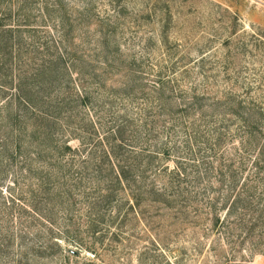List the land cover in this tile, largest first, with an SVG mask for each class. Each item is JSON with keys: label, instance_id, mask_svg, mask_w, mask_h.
<instances>
[{"label": "rangeland", "instance_id": "374dc122", "mask_svg": "<svg viewBox=\"0 0 264 264\" xmlns=\"http://www.w3.org/2000/svg\"><path fill=\"white\" fill-rule=\"evenodd\" d=\"M111 132L166 204L121 225L81 174ZM0 264H264V0H0Z\"/></svg>", "mask_w": 264, "mask_h": 264}, {"label": "trees", "instance_id": "16d2710c", "mask_svg": "<svg viewBox=\"0 0 264 264\" xmlns=\"http://www.w3.org/2000/svg\"><path fill=\"white\" fill-rule=\"evenodd\" d=\"M18 86L20 87V85ZM25 93L22 92L19 94V96H21V98L23 97V99H25V102L29 104L30 100ZM120 133L121 132H111L109 134V137L108 136L105 137V141H106L105 146L102 149L100 155L95 153V151L90 152V155L88 156V160L90 162L92 161L93 165L92 167H88L87 165L82 166L81 174L85 171L84 172L85 175H83L82 177L86 178L87 175V178L94 180V184H96L98 188L103 187L102 189L105 190L104 193L113 190V192L117 194L121 189L123 191H126L124 193H127L129 191L130 195L133 197V203L129 204L128 210H124L123 208L119 209V207L117 208L116 217L119 219L121 225L124 223V219L127 218L128 215L130 214L129 211L133 212L135 207L140 206L141 202L143 201L142 199H137L136 198L137 196L134 193H132L133 191L138 192L137 194L140 196L143 195L150 196V199H147L148 202L153 201V203H159L158 204L159 206L165 203L160 202L159 200H157V198L155 199L154 197H152V195H157L160 192L159 189H156L154 183L151 184L140 183L138 185L135 183V181H137L136 178L132 180L133 173H131V171L134 169L132 166L133 163L131 161L130 163L129 162L125 163L126 161L124 156L125 150H123V144L121 142ZM74 149L71 148V146H69L67 143L62 148H58L59 152L56 153V158L58 159L62 158L61 162L59 163L61 164V166L65 168V170H61L60 165L57 166V169L59 168V170H57L58 175H56L57 177L56 179H54V182H52L51 180V176L55 171V168L52 166L48 169V171H44L43 175L41 174L40 177H36L39 179V182L37 184V187H35V189L30 190L29 201H31L32 203L34 202L33 208L35 209V211H38L39 214H42V216L45 215V213L41 211L45 209L46 210L49 209V211L51 210L52 213L56 214L57 216V211L55 209L57 207V201L53 193L52 195L51 194L49 195L50 188L52 187L51 186L52 183L57 185L56 183H59L61 177H66L69 179L70 174L68 168L66 167V165H64V163L67 162L66 156L70 155L71 151H75ZM65 173H68L67 176L64 175ZM135 175H137V173ZM172 184L173 181L171 180L168 183H166V185H164V188L166 189L167 186L169 185L171 186ZM131 187L132 190L130 192ZM100 196H107V195H100ZM37 205H39V207ZM48 223L50 224L51 222ZM90 224L93 225L92 223Z\"/></svg>", "mask_w": 264, "mask_h": 264}]
</instances>
